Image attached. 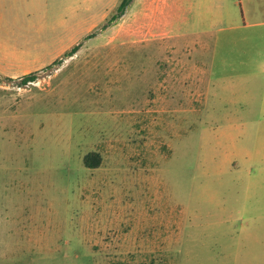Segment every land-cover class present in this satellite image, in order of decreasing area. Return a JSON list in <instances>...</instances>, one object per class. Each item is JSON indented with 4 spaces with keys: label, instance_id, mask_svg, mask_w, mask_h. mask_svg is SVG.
Returning <instances> with one entry per match:
<instances>
[{
    "label": "rangeland",
    "instance_id": "1",
    "mask_svg": "<svg viewBox=\"0 0 264 264\" xmlns=\"http://www.w3.org/2000/svg\"><path fill=\"white\" fill-rule=\"evenodd\" d=\"M121 1L0 0V264H264V23L200 37L179 0L161 42L168 5Z\"/></svg>",
    "mask_w": 264,
    "mask_h": 264
},
{
    "label": "crops",
    "instance_id": "2",
    "mask_svg": "<svg viewBox=\"0 0 264 264\" xmlns=\"http://www.w3.org/2000/svg\"><path fill=\"white\" fill-rule=\"evenodd\" d=\"M163 2L168 5L167 7L169 13L166 16V19L162 21L156 19L155 17L157 12L155 9V17H153L152 20L153 24L151 27L149 26L151 29L149 30L148 28L147 31V33H149L148 35L153 34L160 37L161 42L166 41L165 39L169 36L175 37L176 35H179V33L175 30L179 0H171V2L170 0H151V7L153 8L154 6H158L160 9L161 3ZM203 4L204 10L202 11L205 12L200 14V22L202 23V25H200L201 30H199L200 37L203 34L208 36L210 32L216 30L220 33L226 32L228 34L226 41L236 45L239 43L243 45L247 42H253L261 36V30L258 29L259 25L257 24L264 23V21H255L254 19L257 11L264 13V0H203ZM160 11H162V9H160ZM146 28L147 27H144L143 25L141 32H139V38L142 43L146 41L143 39L147 34L145 32ZM193 31L196 30L193 29ZM201 41L200 43H204L201 44V46H208L206 40ZM217 41H223L221 36H216V42ZM167 47H169V52L172 51L170 49H174V53L178 51L176 50V44L169 43ZM173 60H175V56L171 59L169 58V61ZM199 63L201 62L197 61L196 64ZM28 73H31V71L26 70L24 75ZM1 76L19 77L20 75L0 74V77ZM174 221L175 219L173 217H168V222L174 223ZM145 223H151L153 227H156L151 231L149 239L146 240L147 242L144 244L146 249L155 248L158 244L172 238V232L169 229L164 230L163 227L158 229V226L162 223L158 222L154 216L150 217V215H142L141 217L139 215V235L144 231Z\"/></svg>",
    "mask_w": 264,
    "mask_h": 264
},
{
    "label": "trees",
    "instance_id": "3",
    "mask_svg": "<svg viewBox=\"0 0 264 264\" xmlns=\"http://www.w3.org/2000/svg\"><path fill=\"white\" fill-rule=\"evenodd\" d=\"M131 0H122L119 6V14L116 17H120L125 13V10L127 8V6L130 4ZM80 45H76L74 46L70 52L68 53L69 56L74 55L78 49ZM36 78L35 73L31 72L28 74H25L22 78V83H27L29 81H34ZM1 80V77H0ZM84 162L86 164L87 167L89 168H98L101 165L102 162V158L99 152L96 151H91L88 154H86L85 158H84Z\"/></svg>",
    "mask_w": 264,
    "mask_h": 264
},
{
    "label": "flooded vegetation",
    "instance_id": "4",
    "mask_svg": "<svg viewBox=\"0 0 264 264\" xmlns=\"http://www.w3.org/2000/svg\"><path fill=\"white\" fill-rule=\"evenodd\" d=\"M168 51H169V50H168ZM167 62H168V63H167V64H168V66H169V65H170V63H171V61H169V60H168ZM163 74H165V72H164ZM168 75H169V73L167 72V76H168Z\"/></svg>",
    "mask_w": 264,
    "mask_h": 264
}]
</instances>
